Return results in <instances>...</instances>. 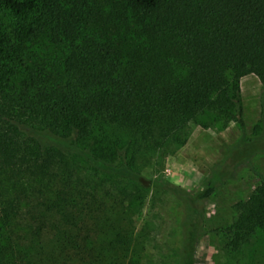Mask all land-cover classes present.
Listing matches in <instances>:
<instances>
[{"label": "trees", "instance_id": "16d2710c", "mask_svg": "<svg viewBox=\"0 0 264 264\" xmlns=\"http://www.w3.org/2000/svg\"><path fill=\"white\" fill-rule=\"evenodd\" d=\"M107 1L0 0V264H139V164L191 124L242 127L239 80L264 86V0ZM233 209L238 250L264 235V179Z\"/></svg>", "mask_w": 264, "mask_h": 264}, {"label": "rangeland", "instance_id": "374dc122", "mask_svg": "<svg viewBox=\"0 0 264 264\" xmlns=\"http://www.w3.org/2000/svg\"><path fill=\"white\" fill-rule=\"evenodd\" d=\"M92 1L100 3L93 11L104 16L108 1ZM31 51L28 48L27 52ZM238 86L242 127L191 124L184 146L174 154L139 164L147 194L134 218L135 232L140 235L148 227L145 234L141 233L145 236L139 264H180L187 261V252H192L191 264H264V235L231 250L219 232L231 223L234 204L248 197L264 179V126L259 128L264 86L252 74L241 78ZM41 137L44 144L50 140ZM208 184L215 187L208 199L189 201ZM170 187L175 192L169 191ZM196 207L201 223L193 232L192 246L185 248L186 233L192 228V209Z\"/></svg>", "mask_w": 264, "mask_h": 264}]
</instances>
